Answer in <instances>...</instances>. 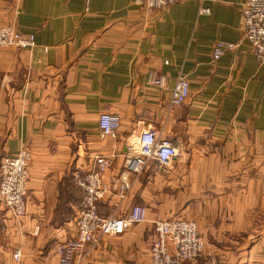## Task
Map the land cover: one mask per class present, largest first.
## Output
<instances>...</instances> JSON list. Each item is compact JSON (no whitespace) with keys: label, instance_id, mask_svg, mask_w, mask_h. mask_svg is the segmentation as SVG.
I'll list each match as a JSON object with an SVG mask.
<instances>
[{"label":"crops","instance_id":"0c3cea01","mask_svg":"<svg viewBox=\"0 0 264 264\" xmlns=\"http://www.w3.org/2000/svg\"><path fill=\"white\" fill-rule=\"evenodd\" d=\"M245 1L149 11L132 0H0V25L35 39L0 49V159L22 146L32 154L26 215L14 220L0 204V264H58L55 246L75 234V175L96 156L112 157L103 179L115 188L99 214L139 205L144 221L85 245L76 264H150L154 222L168 219L194 222L204 240L186 264H264V62L243 39ZM219 41L236 49L213 60ZM152 71L163 90L146 83ZM180 76L189 97L173 107ZM102 113L119 117L114 137L99 133ZM149 128L178 156L166 169L148 161L139 175L124 172V154Z\"/></svg>","mask_w":264,"mask_h":264},{"label":"built area","instance_id":"2783aa9c","mask_svg":"<svg viewBox=\"0 0 264 264\" xmlns=\"http://www.w3.org/2000/svg\"><path fill=\"white\" fill-rule=\"evenodd\" d=\"M181 0H132L135 6L149 11H162ZM209 13L207 8L200 9L201 15ZM242 35L259 63L264 62V0H246L241 8ZM32 34L24 35L13 25H0V49L13 48L27 50L34 47ZM236 49L233 44L217 42L212 59L218 60L222 55ZM146 83L158 90L166 86L165 76L157 72L147 74ZM189 97V82L186 77L177 78L171 91L169 104L182 106ZM97 126L102 137H114L120 126L118 116L102 113ZM178 156L177 148L166 140L158 138L154 129L144 130L138 137L136 146L128 147L124 154L122 168L126 173L139 175L148 161L166 169ZM31 151L22 146L16 154L0 159V204L15 220L26 215L27 184ZM112 163V157L96 156L85 172L75 175L76 184L81 190V202L75 225V234L55 246L58 264H76L77 256L87 244L97 245L104 237L120 235L125 227L144 221V208L135 205L122 217H104L98 212V205L115 189L105 182L103 177ZM124 178V174L120 175ZM128 184L123 181L116 190L118 196L124 197ZM155 239L149 248L150 264H186L194 263L203 253L204 240L192 221L168 219L154 222ZM37 231V230H36ZM13 260L20 261V251L15 250Z\"/></svg>","mask_w":264,"mask_h":264},{"label":"rangeland","instance_id":"374dc122","mask_svg":"<svg viewBox=\"0 0 264 264\" xmlns=\"http://www.w3.org/2000/svg\"><path fill=\"white\" fill-rule=\"evenodd\" d=\"M15 220V219H14Z\"/></svg>","mask_w":264,"mask_h":264}]
</instances>
